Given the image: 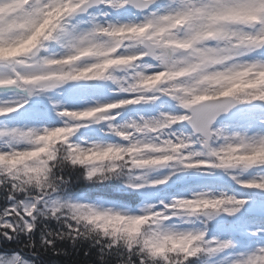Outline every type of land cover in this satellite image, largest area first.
<instances>
[{"label": "snow or ice", "instance_id": "1", "mask_svg": "<svg viewBox=\"0 0 264 264\" xmlns=\"http://www.w3.org/2000/svg\"><path fill=\"white\" fill-rule=\"evenodd\" d=\"M0 264H264V0H0Z\"/></svg>", "mask_w": 264, "mask_h": 264}]
</instances>
